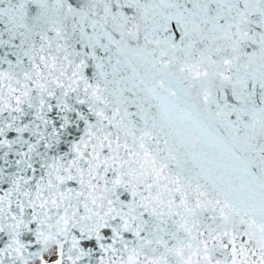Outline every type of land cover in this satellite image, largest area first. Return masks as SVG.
Wrapping results in <instances>:
<instances>
[{"label": "snow or ice", "instance_id": "6c2138e0", "mask_svg": "<svg viewBox=\"0 0 264 264\" xmlns=\"http://www.w3.org/2000/svg\"><path fill=\"white\" fill-rule=\"evenodd\" d=\"M0 264H264V0H0Z\"/></svg>", "mask_w": 264, "mask_h": 264}]
</instances>
